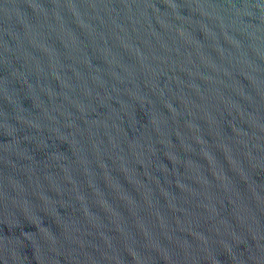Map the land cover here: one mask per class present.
Segmentation results:
<instances>
[{
	"label": "water",
	"instance_id": "95a60500",
	"mask_svg": "<svg viewBox=\"0 0 264 264\" xmlns=\"http://www.w3.org/2000/svg\"><path fill=\"white\" fill-rule=\"evenodd\" d=\"M0 264H264V0H0Z\"/></svg>",
	"mask_w": 264,
	"mask_h": 264
}]
</instances>
